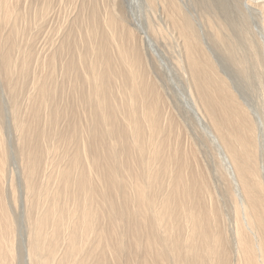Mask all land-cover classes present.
Listing matches in <instances>:
<instances>
[{"label":"bare ground","instance_id":"obj_1","mask_svg":"<svg viewBox=\"0 0 264 264\" xmlns=\"http://www.w3.org/2000/svg\"><path fill=\"white\" fill-rule=\"evenodd\" d=\"M211 1L0 0L3 87L28 93L9 133L0 106V264H264V0ZM158 9L176 81L133 32Z\"/></svg>","mask_w":264,"mask_h":264},{"label":"rangeland","instance_id":"obj_2","mask_svg":"<svg viewBox=\"0 0 264 264\" xmlns=\"http://www.w3.org/2000/svg\"><path fill=\"white\" fill-rule=\"evenodd\" d=\"M199 1L204 2V0H184V2L187 4V7H189L190 9L192 8L195 11V12L191 11V15L196 20L199 19L198 13L200 12V14H202V12L200 11V7L202 4H200ZM211 2L213 5L218 6V3L220 4L221 0L220 1L219 0H214V1L212 0ZM228 3H230V5H232V3L230 1ZM225 4H227V3L225 2ZM162 10L163 9H158L154 13H152V12L147 13L146 16H143V14H144V11H143L142 12V20L138 24L139 33H137L136 31H133V30L132 31L135 32L139 36V38L141 40V45H145V43H147V40H152V41H154V46L158 47L159 50H161L163 52L162 53L160 51V56L165 61V63L167 64L168 68L171 69V70L169 69L171 71L170 76H166L160 70V68H158V65L156 66L155 69L150 70L149 75L151 77L152 76L155 77L157 83L160 86H162V88H165L164 84L167 83L166 79H165L166 77H170V78L172 77L173 80L176 81L178 71H177V68L175 67L174 56H177V55L175 53H172V50L170 48L164 46V44L162 43V40H160V38H158V35L155 33V31H153L151 29V27H149L148 22L152 20L154 27L157 26L156 23H158V25L165 32V36H166L167 40L169 41V43L173 42V47L175 46V43L179 42V40H177V41L175 40V39H177L178 34H177L176 30H172L171 24L170 25H168V23L166 24V22H165L166 19L161 21V18H160L161 13L160 12ZM154 15H155L157 20L153 19ZM155 20H156V22H154ZM55 22H56V20L53 21L52 25H54ZM201 22H204V21L201 20ZM153 29L156 30L155 28H153ZM144 36H146V39L143 38ZM144 53L147 54L146 52H144ZM220 57H219V60L222 64V66L227 69V73L231 77H233V80H235V82L240 85V90L243 91L249 99L253 100L254 102H258L260 99V96H261V92L260 91L252 92L251 89L254 90L253 89L254 86H255V89L258 87V81L256 79L259 76V71H257L256 68L253 66H248V71L243 69L246 72L245 80H246V82L250 83L249 85L243 84L240 80V75H242L240 72V69L238 70V68L235 66V64L232 61L227 62V60H225L223 55L220 54ZM154 59L157 60L156 58H154ZM159 59H160V57H159ZM151 63L152 62H151L150 58L148 57L149 67H151ZM154 73L157 75H155ZM32 78L33 77L30 75L28 80H31ZM7 79L8 78L3 76V75L0 76V106H1V117H2V121H3V126H5L4 130H6L9 133L8 127H12L11 118H12V116H14L16 114H20L22 112V104L24 102V99L27 97L28 93H27V86L26 87L24 86L22 93H18L17 90L15 93H11V94L7 93V88L3 87V81H7ZM246 89H248V90L246 91ZM176 129H177L176 127H172L171 134L168 137V141L171 145H178L181 148V136H178V134L176 133ZM67 152H68V150L65 151V155L67 154ZM54 155H55V153L49 154L51 159L54 158ZM200 155L206 163H208V162L210 163L211 159H210V156H209L206 149L202 148V152ZM8 158H9V160H8V164H7L6 169L9 173V172H12V170L15 167L17 168L18 163H19L15 148L9 150V157ZM56 159H57V157H56ZM24 200H25V193H24V190H22L21 191V203H23V207H25ZM223 206H224L223 210L225 211V213L229 214L228 206H230V203H229L228 198H224ZM17 208L19 209V212L16 211V213H18V215H20V216H17L18 223H19V222H22V215L20 214L21 210H22L21 209L22 204H20L18 202ZM230 218L231 217H229V219ZM19 228L23 229L22 225H20ZM24 230L25 229L21 230L20 232H22V231L24 232ZM17 254H18L17 264H22L21 252L18 248H17Z\"/></svg>","mask_w":264,"mask_h":264}]
</instances>
